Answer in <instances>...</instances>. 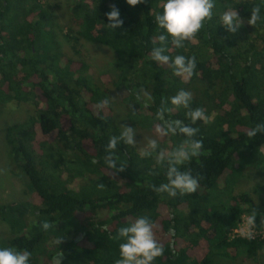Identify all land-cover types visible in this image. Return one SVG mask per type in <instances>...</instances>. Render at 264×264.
<instances>
[{
    "label": "trees",
    "instance_id": "trees-1",
    "mask_svg": "<svg viewBox=\"0 0 264 264\" xmlns=\"http://www.w3.org/2000/svg\"><path fill=\"white\" fill-rule=\"evenodd\" d=\"M63 1L71 55L57 48L47 6L0 0V135L8 172L23 183L20 199L0 202V222L9 229L0 237V247L27 249L30 264H53L55 256L61 264H115L123 241L112 237L120 227L147 215L165 248L154 264H213L217 256L258 264L264 239L234 231L241 217L255 210L256 229L264 233V191L256 187L254 193L222 195L220 190L226 188L222 180L233 171L236 157L264 150V134L247 136L256 123L264 122V22L246 23L251 7L264 5V0H215L212 20L194 40L186 41L184 49L169 44L167 54L172 57H196L189 81L151 59L156 37L163 33L155 15L162 12L164 0H144L136 6L126 0ZM113 5L123 25L111 30L106 13ZM227 6L235 7L245 21L234 34L219 24ZM83 41L111 49L119 74H95L81 57ZM194 80L206 84L214 103L210 113L205 111L207 123L192 125L199 128L197 138L203 139L207 154L183 166L203 177L197 192L169 198L152 191L147 184L166 182L164 170L154 156L141 157L123 142L116 155L127 167L113 176L104 149L121 130L112 120L110 99L102 109L99 102L114 92L126 104L130 122L155 127L161 99L187 90ZM141 89L154 98L148 107L136 99ZM15 105L29 108L21 121L12 118ZM191 106L202 107L194 99ZM185 112L181 108L166 115L189 124ZM4 113L11 118L3 119ZM167 137L166 150L184 139ZM47 149L54 154L52 161ZM94 158L98 163L91 162ZM70 164L78 168L70 169ZM99 183L105 185L102 190ZM102 210L107 215L96 217ZM45 220L53 224L46 231L39 226ZM169 227H174V235ZM72 230L76 236L66 238Z\"/></svg>",
    "mask_w": 264,
    "mask_h": 264
},
{
    "label": "clouds",
    "instance_id": "clouds-1",
    "mask_svg": "<svg viewBox=\"0 0 264 264\" xmlns=\"http://www.w3.org/2000/svg\"><path fill=\"white\" fill-rule=\"evenodd\" d=\"M130 6H136L144 0H126ZM215 0H164L162 12L155 15V23L163 30V33L156 37L158 46L151 50V59L160 65L168 66L172 69V74L181 77L185 81L191 80L196 70V57L177 54L174 57L167 54L169 44L173 49H184L186 41H192L197 34L205 28L206 22L212 20ZM264 5L255 4L250 9V16L246 23L256 26L264 22V15L261 9ZM110 23L108 28L116 29L123 25L118 8L114 5L106 13ZM220 25L230 33L234 34L245 23L235 7L227 6L220 17ZM136 99L143 102L145 107L154 102L153 96L144 89H141ZM193 94L191 91L181 88L175 95L169 98H162L160 106L155 113V119L158 121L154 127V136L148 137L143 146L139 147L141 157H153L157 166L164 170L166 182L159 185L147 184L157 194H167L169 198H175L177 195L184 196L197 192L200 188V180L203 178L199 174L193 175L189 168L183 170L185 164L190 163L194 158H200L206 155L204 142L202 138H197L199 128L192 125L197 121L207 123L208 117L203 107L193 108ZM109 104V98L100 101L97 107L102 109ZM171 105V106H169ZM185 109V115L190 120L186 124L181 119L168 118L166 114L173 110ZM120 134L113 135L104 149V161L111 174L115 176L121 173L127 167L124 163L118 162L116 155L117 146L123 142L127 146L137 147L138 141L135 139L136 129L127 125H120ZM258 133L264 134V122L256 123L248 132L249 138L255 137ZM182 136L183 141L170 150L161 147L160 140L167 136ZM93 164L98 163L94 158ZM155 175V173H150ZM103 183L98 184L99 189H103ZM257 213L253 210L247 218L249 233L255 227L254 219ZM36 221H33L35 224ZM43 230L53 227V224L47 220L42 221L39 225ZM155 224L147 215H141L135 218L127 226L120 227L118 234L113 239L122 240L119 244V258L115 264H154V261L164 255V245L158 242L155 235ZM169 234L174 235V227H169ZM56 243H61L59 238ZM174 242H170V247ZM32 253L27 249H17L12 246L0 247V264H30ZM53 264H61L58 257H54Z\"/></svg>",
    "mask_w": 264,
    "mask_h": 264
},
{
    "label": "rangeland",
    "instance_id": "rangeland-1",
    "mask_svg": "<svg viewBox=\"0 0 264 264\" xmlns=\"http://www.w3.org/2000/svg\"><path fill=\"white\" fill-rule=\"evenodd\" d=\"M30 5L40 4L48 7L49 11L53 15V31L55 33L56 45L59 51L71 55V44L64 36V10L65 3L63 0H27ZM80 53L83 60L92 68L95 74L110 73L114 76L119 74L116 65L115 53L102 45L82 42L80 44ZM187 90L193 94V99L199 102L207 113H210L214 109V103L207 94V86L203 81L194 80L187 85ZM110 102L112 105V120L121 130L120 125H127L134 127L137 131L135 139L138 141L137 150L143 146L148 137L154 136V127L142 126L141 124H135L130 122L128 118V110L126 104H124L118 96L112 92L110 94ZM29 108L17 107L13 109L12 114L8 115L4 113L3 119L13 118L14 121H21L26 116ZM1 119V117H0ZM160 145L165 149L168 145V137H164L160 140ZM48 147V146H47ZM47 156L50 161L53 160L54 154L50 149H47ZM70 169H77L78 166L74 164L69 165ZM222 184L225 182L227 185L220 190L222 195L226 194H239L242 192L254 193L256 187H260L264 191V150L258 149L253 152H245L243 155L236 157L234 162L233 171L225 176L222 180ZM221 189V188H220ZM23 190L22 180L8 172V162L6 160L5 148L2 144L0 135V202L6 200H17L21 198V191ZM107 215V211L102 210L96 217H103ZM247 228V226H243ZM8 226L0 222V237L8 235ZM76 230H72L66 234V238L72 239L76 236ZM56 239H52L55 241ZM213 264H241L240 260H229L217 256L214 258ZM258 264H264V249L259 252Z\"/></svg>",
    "mask_w": 264,
    "mask_h": 264
},
{
    "label": "built area",
    "instance_id": "built-area-1",
    "mask_svg": "<svg viewBox=\"0 0 264 264\" xmlns=\"http://www.w3.org/2000/svg\"><path fill=\"white\" fill-rule=\"evenodd\" d=\"M247 218H248V215H243L241 217V220L238 224V227L237 229L234 231V234L235 235H240V236H247V237H250L252 239H255V238H263L264 239V233L262 231H259L256 229V225L255 227L251 230V233H249V229H248V225H247ZM247 226V228H244L243 226Z\"/></svg>",
    "mask_w": 264,
    "mask_h": 264
}]
</instances>
